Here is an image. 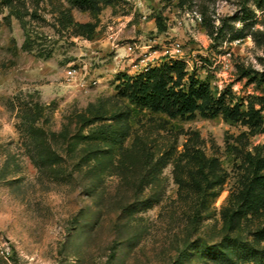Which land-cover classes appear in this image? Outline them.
I'll list each match as a JSON object with an SVG mask.
<instances>
[{"label": "rangeland", "instance_id": "rangeland-1", "mask_svg": "<svg viewBox=\"0 0 264 264\" xmlns=\"http://www.w3.org/2000/svg\"><path fill=\"white\" fill-rule=\"evenodd\" d=\"M98 2L0 0V264H222L209 251L227 236L264 245V190L248 188L264 132L140 108L118 79L135 74L125 46L150 45L158 64L183 61L213 95L259 107L264 6Z\"/></svg>", "mask_w": 264, "mask_h": 264}, {"label": "trees", "instance_id": "trees-1", "mask_svg": "<svg viewBox=\"0 0 264 264\" xmlns=\"http://www.w3.org/2000/svg\"><path fill=\"white\" fill-rule=\"evenodd\" d=\"M72 1L87 9L99 7L98 0ZM258 6H264V0H258ZM77 25L80 28H87L88 33L93 30L90 24L77 23ZM260 75V79H264V72ZM118 79L122 81L121 94L140 108L181 118H193L197 112L204 117L222 115L226 119L240 120L249 127L264 132V97L258 99L259 107L255 102L250 101L247 110L242 111L241 103L227 101L225 93L213 95L209 86L187 72L183 61L171 60L133 75L122 73ZM106 133V130L98 129L90 132L87 138L91 141L101 139ZM98 150L92 147L91 153L96 154ZM248 170L251 173L248 188L257 185L264 190V172L261 170L260 160L250 156ZM224 216L229 223H233L234 213L228 215L224 213ZM209 252L222 264H264L263 244L240 240L233 236H227L226 242Z\"/></svg>", "mask_w": 264, "mask_h": 264}, {"label": "built area", "instance_id": "built-area-1", "mask_svg": "<svg viewBox=\"0 0 264 264\" xmlns=\"http://www.w3.org/2000/svg\"><path fill=\"white\" fill-rule=\"evenodd\" d=\"M151 46H144L142 48L136 46L135 44H127L125 46V51L130 54L131 63L133 65V73H139L141 71H146L150 67L157 65L159 63L156 60L157 51L150 52ZM166 53L179 54L181 52V44L179 42L173 44L172 48ZM81 74V71L76 66H68L66 69L65 75L68 81L76 79ZM87 82L81 83L82 87H85ZM94 83V82H93Z\"/></svg>", "mask_w": 264, "mask_h": 264}]
</instances>
